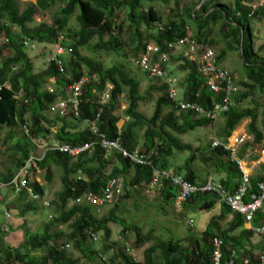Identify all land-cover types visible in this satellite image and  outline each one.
Listing matches in <instances>:
<instances>
[{
	"label": "trees",
	"instance_id": "1",
	"mask_svg": "<svg viewBox=\"0 0 264 264\" xmlns=\"http://www.w3.org/2000/svg\"><path fill=\"white\" fill-rule=\"evenodd\" d=\"M146 1L38 0L36 4H27L26 8L21 10V0H0V38L5 36L9 40V44L0 48V128L6 127L13 132L14 128L22 129L24 124L29 123L30 130L29 136L23 133V138L14 146L15 151L21 156L10 175L1 174L2 182L10 185L14 181L19 170L36 151L34 142L49 141L54 136L56 143L60 145L79 147L94 143L91 150L76 160L60 151H48L44 159L38 163L37 169L45 174V181L48 184L52 181L53 164L62 171V191L52 201L58 217L51 226H66L69 232L57 228L56 233H50L49 229H46L44 233L32 234L25 230L23 245L13 248L6 244L7 235H11L10 230H0V264H82L81 258L73 253L75 251L90 264H104L103 258L107 259L106 262L109 264H215L213 241L216 238L224 242L223 262L227 263L235 251L237 257L234 264H244L245 260H249L250 264H259L258 258L263 254L264 248H258L261 251L257 255L253 253L254 246L250 241L255 236L250 231L242 229L245 221L241 216L234 217L223 228L226 216L231 211L213 193L195 195L184 207V211L198 205L203 209L212 210L218 203L221 204L220 214L211 219L201 236L191 233L184 239L159 240L154 237L153 231L145 234L140 226L130 224L117 216V208L129 199L134 186H142L149 181L150 170L134 165L119 154L107 156L98 145L97 136L86 126L85 122L95 121L100 112L101 105L94 91L101 93L106 84H111L114 90L110 102L102 105L100 122L97 126L99 132L108 139L118 138L121 131L123 147L128 152L132 153L141 148L139 151L143 153H153V164L156 167L175 168L193 184L199 183L198 173L192 166L199 159L209 168L211 166L215 168L217 173L226 175L221 183L230 191L234 190L230 186L234 187L235 180L240 182L241 173L231 162L230 154L223 148L212 149L210 143L207 152L202 148L196 150L193 145L182 142L177 136L186 135L198 128H208L213 126V122L199 119L192 113L179 115L175 110V102L169 95L170 84L149 78L147 73L134 63L145 73L148 80L155 81V84L143 93L140 81L127 71L124 65L105 68L96 60L82 56L81 52L89 48L94 40L97 41L96 46L88 49L92 55L105 52L122 57L124 49L120 35L128 26L134 33L136 44L134 55L137 61L145 54L149 45L158 47L161 55H170L169 69L172 59L183 60L185 64L182 69L189 72L183 85L185 91L180 87L184 92V99L190 103H199L206 108H212L215 107L213 106L215 102H220V98L207 88L205 77L200 73L198 65L189 61L184 53H171L169 46L190 35V21L191 28H195L193 38L203 46L210 47L208 41L214 34V29H219L225 49L218 59L221 61L229 51L237 52L244 63L248 81L240 84L247 93L242 95L236 93L237 96L232 99L234 103L232 109L223 115L226 123L221 137L226 141L243 122L250 121L249 132L254 138V145L258 146L263 139L262 133L257 128L259 117L257 108H245L242 102L254 92L264 96V56L261 54L264 47L259 49L262 50L261 52L255 50L251 28L252 23H264V8L253 12L252 0H236L232 6L224 4L223 0H199V3L190 6L188 11L177 15L176 19L169 18L167 25H164L162 17L154 7L148 8L147 11L142 10ZM157 1L167 4L171 0ZM201 2H204L201 11H196ZM57 3L64 5L53 18L52 27L43 23L36 29L29 28L34 22L37 10L45 11ZM124 11L128 13L127 22L118 26L116 19ZM75 15L79 32L75 34V41L68 43L65 31L69 20ZM160 27L164 28L165 32H159ZM142 28H145L144 33ZM15 29H18L19 33H16ZM60 35L65 38L62 42L65 51L73 53L65 62L64 73L62 74L54 65L48 67V61L45 63L48 67L47 72L35 73L34 62L27 55L29 51L25 50L24 41L29 40L36 45V50L32 52L34 54L42 48L49 49L50 52V49L59 43ZM85 71H88L91 78L83 91L80 116L54 115L51 105L61 94L65 95L66 91L59 89L50 92L45 85L49 80L56 79L58 86L66 88L72 82L81 80L85 76ZM171 73L174 75L173 71ZM232 75L235 84V76ZM94 77L97 78L96 81L93 80ZM21 91L25 92L28 103L15 98V94ZM152 94H158V97L153 116L147 117L140 112V109L142 105L152 101ZM123 95L127 97L129 106L127 110L121 111L120 100ZM119 111L124 113L126 119L121 129L118 126L121 120ZM82 124H85L84 129H80ZM58 126L60 130L54 134L52 130ZM12 138L9 135L7 142ZM247 147L248 145L244 149ZM186 152L192 153L190 160L184 166L174 167L173 158L178 159L179 154ZM80 172L88 181L78 180ZM114 177H120L125 181V195L113 203L115 208L108 214L100 216L104 207L96 208L87 203L69 206V203L73 204L84 194L98 193L107 181ZM261 181H264V176L253 177L252 189H255L257 183ZM32 186L35 194L44 196V187L39 183H34ZM176 194L177 188L165 183L160 195V204L174 207ZM17 195L15 212H18L22 218H25L29 212H36L39 209L36 201L28 199L26 191ZM262 221L264 214L259 212L255 223L259 224ZM110 225L122 227L120 238L125 240L129 247L119 240L125 250H119L108 258L105 256L106 251L112 249L107 244L112 237ZM22 230L24 231V227ZM239 230L240 234L235 235ZM99 233L103 234L106 251H94L95 249L89 247L90 244L93 246L95 243L92 235L97 236ZM127 233L133 235V241L131 238L128 239ZM256 239L259 241L258 238ZM70 244H73L72 252L67 249L70 248ZM146 245L150 246L144 250L143 262L136 261L126 252L130 251L132 246L141 249ZM38 252L44 253L38 254Z\"/></svg>",
	"mask_w": 264,
	"mask_h": 264
},
{
	"label": "rangeland",
	"instance_id": "2",
	"mask_svg": "<svg viewBox=\"0 0 264 264\" xmlns=\"http://www.w3.org/2000/svg\"><path fill=\"white\" fill-rule=\"evenodd\" d=\"M38 0H21V10H24L26 8L27 4H36ZM236 0H223L224 4H227L229 6H232L235 3ZM199 3V0H171L169 3L164 4L162 2H159L157 0L149 1L147 0L144 3V6L142 10L147 11L148 8L154 7L160 14V16L163 19L164 25H167V21L169 18L176 19L177 15L179 16L182 13H185L189 10V7ZM204 3V2H203ZM203 3L199 4V7L197 10H200ZM253 3V1H252ZM64 3H57L55 6L48 8L45 11L37 10V13L34 18V22L32 25L29 26L30 29H36L40 25H47L48 27L53 26V18L58 13L61 6H63ZM201 11V10H200ZM78 14V13H77ZM76 14V15H77ZM127 12L124 11L120 14L119 18L116 19V25L120 26L122 23L127 22ZM76 15L69 20L67 29L65 31L66 37L68 38L67 42L72 43L75 41V34L79 32V26L76 20ZM189 20V16H187ZM191 21H190V32L189 34L195 33V28H191ZM252 30L254 34V48L255 50H259L262 47H264V23H252ZM145 28H142V33H144ZM16 33H19L18 29H15ZM165 32V30H164ZM120 40L124 49V53L121 54L122 57L114 55V54H107L105 52H100L98 54L92 55L90 53V50L94 46H96L97 41L94 40L90 45L89 48L81 52V55L86 58H92L96 60L97 62L104 65V67H111L115 65H124L126 70L129 71L133 76H135L140 83L142 84V92L145 93L147 89L155 84L154 82H151L147 79L144 72L139 70L134 63H136V56L134 55L136 51V44L134 43V33L132 30H129L128 26H126L125 32L120 35ZM178 44V43H177ZM208 45L214 49L216 54L221 57L222 51L225 49V44L223 43L221 39V33L219 32V29H214V34L212 35L211 39L208 41ZM184 47H177L175 46L172 50H180ZM52 48L50 49H39L37 51L36 57L33 58L34 53L27 52V55L30 57V59L34 62L35 65H37L35 72L41 73L42 71L47 72L48 68L45 64L48 59L49 55L51 53ZM262 50H259L258 52H261ZM262 56H264V51L261 52ZM69 60V56L66 59V61ZM222 65L227 67L229 70H231L235 76V84H237V95L247 93L246 89L242 88L240 84L242 82H248L246 79V70L244 68V63L239 56L237 52H227V54L224 56V58L220 61ZM39 64V65H38ZM185 64V62L180 59H172L170 64V69L173 71L175 77H177L181 81L180 87L184 89V83L189 75V72H186L184 69H182V66ZM85 75L90 80V75L88 71H85ZM94 81L97 80V78H93ZM249 91V90H248ZM236 95V96H237ZM152 101L150 103L144 104L141 106L140 112L143 115H146L147 117H152L154 114V107L155 102L157 100L158 94H152ZM179 100L184 99V92L180 89L179 92ZM243 106L245 108L253 109L257 108L258 110V123L264 125V96L261 93L254 92L249 98L245 99L242 102ZM169 111V110H168ZM119 115L121 116V120L118 123L119 128H122L124 125L126 119L124 117V113L119 111ZM225 117H220L219 120H217L215 123H213V126H210L208 128H198L197 130L191 131L190 133L186 135H177L181 138L182 142L186 144H191L193 147L197 150L199 148H202L207 152L209 150V144L212 140L218 139L224 141L225 139L221 137L222 131L225 128ZM250 121L243 122L237 129L246 128L249 126ZM85 124L80 126V129H84ZM235 131V132H236ZM234 132V133H235ZM23 131L21 128H15L13 131V139H10L7 142V139L10 135L8 128H0V174L4 175H10L11 171L15 169L16 162L21 156L20 154L15 151L14 146L18 143L19 140L23 138ZM239 134V133H238ZM237 134V135H238ZM233 135V134H232ZM234 136V139L236 136ZM231 138V137H230ZM229 138V140H230ZM142 143V141L140 142ZM141 146V145H140ZM141 150V148L139 149ZM192 157V153L186 152L183 154L178 155V159H173L172 164L174 167L185 165L188 160ZM193 169L198 173V176L200 178L201 182H204V180H207L209 178L219 180L221 181V176L223 173H217L215 168L211 166H206L203 164V161L200 159L195 161V163L192 165ZM52 181L48 183L44 182L47 192L49 191L51 195H53L54 200L57 198V195L62 190V183H61V176L62 171L56 167L53 164L52 167ZM177 172V171H175ZM178 173V172H177ZM179 174V173H178ZM184 175V174H180ZM37 176V175H36ZM42 180L45 181V174L41 173ZM219 176V177H218ZM223 180V179H222ZM125 182V181H124ZM12 188H8V194L4 200V203L6 205H3L0 203V230H8V227H10L9 223L13 221L12 225L13 227H17L16 229H20L24 226V231L21 233L19 238H16V241L13 245H10L12 238L15 240V235L10 236L7 235L8 238L6 240V244L9 246H13V248H18L23 245L24 242V232L25 230L30 231L33 234H41L46 231V229H49L50 233H56L57 228H60V230H63L64 232H69L68 227H56L51 226L52 222L58 217V214L55 210V207L51 204L46 208L43 209L40 208L39 203L37 204L39 209L37 214H32V212H29L25 216V218H22L18 212H15V201L16 198H13V194L10 192ZM49 189V190H48ZM5 190V189H3ZM1 190V191H3ZM0 191V192H1ZM7 193L6 191H3L1 195L5 196ZM47 200L48 195H47ZM69 206H73V204L69 203ZM115 208V206L109 205L104 207V209L101 211V215L108 214V212ZM215 209V208H214ZM213 210V209H212ZM210 210L203 209L201 205H198L194 208H189L188 210L183 209V212L176 209V207H171L169 205H161L160 204V198L150 199L148 198L143 191L141 190H133V193L130 195L129 199H127L123 204L120 205L119 208H117V216L121 219H124L130 224H135L140 226L143 229V232L145 234H148L150 231H153V235L155 238L159 240H178V239H184L187 238L191 233L197 236H201L203 231L207 229L208 223L213 218L214 212L211 211L209 214V217L205 218L203 215H206L207 212ZM10 216V217H8ZM207 219V221H205ZM193 220L194 226H191L189 222ZM224 224V223H223ZM22 226V227H21ZM7 228V229H6ZM110 229H112V237L111 240L107 243L108 246L112 247L109 251H106L105 244L103 241V234L99 233L97 235L98 240L95 241L94 245L92 246L90 244V249H95L94 251H106L105 256L108 258L112 257L115 253H117L119 250H125L119 242V237L122 235V227L110 225ZM128 234V233H127ZM13 235V234H11ZM10 236V237H9ZM128 239L131 238L133 241V235L130 233L127 235ZM256 237H253V239ZM252 241V240H251ZM251 245H253V242H251ZM73 244H70V248H67L70 252H72ZM9 246V247H10ZM150 245H146L145 247L141 249H135L132 246V249L130 251H126L131 257H133L136 261L143 262L144 259V250L145 248L149 247ZM254 246V245H253ZM252 251L255 255L259 254L258 248L254 246L252 248ZM42 254L44 252H38V254ZM76 257L81 258L82 264H90L87 259L83 258V256L75 251L73 252ZM1 259V255H0Z\"/></svg>",
	"mask_w": 264,
	"mask_h": 264
},
{
	"label": "built area",
	"instance_id": "3",
	"mask_svg": "<svg viewBox=\"0 0 264 264\" xmlns=\"http://www.w3.org/2000/svg\"><path fill=\"white\" fill-rule=\"evenodd\" d=\"M251 10L264 8V0H252ZM159 32H164V28L160 27ZM65 40L64 36L60 35L59 43L51 50L50 59L47 64L48 67L54 65L62 74L64 73V65L69 53L65 51L62 46V42ZM178 43V44H177ZM9 44V40L3 36L0 38V48ZM25 50L34 52L36 45L31 41L26 40L23 43ZM184 47V54L186 58L196 63L199 67L200 73L205 77L206 85L209 90L218 95L220 102H215L212 108H206L199 103H190L186 100H179L180 92V80L175 77L169 69L170 55L160 53L158 47L149 45L146 52L139 61L136 60V64L147 73L151 79H159L161 82L170 84V98L176 103L175 110L180 115L181 113H192L199 117V119H208L215 123L223 115L230 112L234 103L232 99L237 93V89L234 84L233 72L227 67L222 65L218 59V55L211 47L203 46L197 42L193 36H188L186 39L177 41L169 46V50L173 54H177L179 50H172L174 47ZM50 65V66H49ZM90 80L85 75L81 80L72 82L65 88L66 96L51 105L52 112H55L57 116L75 117L80 116V107L82 104L83 91ZM48 91L54 92L52 87H46ZM114 87L111 84H106L104 90L101 93H94L97 95V100L100 106V112L96 116L95 121H86L85 124L89 131L97 136V143L100 148L105 152L107 156H113L116 154L122 155L123 158L128 159L134 165L144 167L150 170V179L146 184L142 186H134L135 190H141L150 199L160 198L161 192H163L164 184L170 183L177 188V194L174 198V206L176 209L182 211L185 205L192 200L195 195L213 193L218 196L221 203L227 205L230 209V214L233 217L241 216L244 218L245 224L250 226L249 231L254 234L258 239H262L264 242V221L259 224L255 223V219L259 212L264 214V181L258 182L255 189L251 187L252 175L248 172L244 161L240 157V149L248 142L252 141L251 137H239L233 142H224L218 139L212 141V149L223 148L224 151L230 154L231 161L238 167L241 173V179L239 185L230 191L221 183V181L215 179H209L205 182H199L197 184L190 183L184 175H180L177 172L169 169H160L155 166L153 153H143L139 150L135 152H128L123 147L121 139V131L116 139L110 140L106 135L99 132L97 123L100 122V115L102 112V105L108 104L112 99ZM15 98L19 101L28 103V98L24 91L17 92ZM120 110H127L129 103L125 95L121 97ZM121 129V128H120ZM23 132L29 136V123L23 125ZM48 140H40L35 142L36 146L39 145L43 150L41 155H31L26 161L24 166L20 169L18 175L14 178V181L10 185H6L1 180L0 174V191L8 186H12L15 189L16 194H20L22 191H26L27 195L33 200H40L43 196L35 194L31 178L34 171L38 167V163L41 162L48 151H60L62 153L72 156L73 159H78L79 156L85 152L91 150L93 144H87L79 147H72L69 145H60L56 143L54 146L48 144ZM254 166V164H253ZM78 180L88 181L86 177L80 172ZM125 195L124 181L120 177L110 178L106 185L103 186L98 193L84 194L80 199L75 200L73 205H82L87 203L92 207L102 208L107 205L113 204ZM48 206V205H47ZM10 217V216H8ZM191 226H194V221L189 222ZM93 241H97V236L92 235ZM120 241L125 240L119 237ZM126 247L129 244L125 242ZM224 246L223 240L216 238L213 241L214 251V263L215 264H234L237 254L233 251L230 260L223 262L222 248ZM259 259V264H264V252ZM104 264H109L107 259L103 258ZM244 264H250L249 260H245Z\"/></svg>",
	"mask_w": 264,
	"mask_h": 264
},
{
	"label": "crops",
	"instance_id": "4",
	"mask_svg": "<svg viewBox=\"0 0 264 264\" xmlns=\"http://www.w3.org/2000/svg\"><path fill=\"white\" fill-rule=\"evenodd\" d=\"M201 3H203V2H201ZM200 3V4H201ZM197 9H198V7H197ZM196 9V11H198ZM251 28H252V26H251ZM253 29V28H252ZM253 31V30H252ZM193 35V34H192ZM191 34L189 35V36H192ZM253 38H254V34H253ZM185 51L184 50H179V52L178 53H184ZM38 54V53H37ZM37 54H34V56H33V58L34 57H36V55ZM39 65V64H38ZM36 67H37V65H35L34 64V68L36 69ZM48 68V67H47ZM43 72V71H42ZM35 73H37V72H35ZM38 74V73H37ZM46 87H52L54 90H59V89H61L62 91H65V88H62V87H60V86H58V84H57V80L55 79H51V80H49V82H48V84H46L45 85ZM60 90V91H61ZM66 95H60L59 97H58V99L55 101V103H58V101L59 100H61L62 98H64ZM183 100V99H182ZM175 105H176V103H175ZM53 114L54 115H56L57 116V114L55 113V112H53ZM84 125V124H83ZM257 128H258V131L259 132H261L262 133V135H263V139H262V142H261V144H259L258 146H255L254 145V138L250 135V132H249V126H247L246 128H241V129H239V130H237L235 133H233V135H231V138H230V140L228 139V141L231 143V142H233V138H234V136L235 135H237L238 133V135L236 136V138L234 139V141L237 139V138H239V137H243V136H246V137H251L252 138V141H250V142H248L247 144H245L243 147H241V149H240V157L242 158V160L244 161V164L246 165V168H247V170H248V172L252 175V178L253 177H256V176H264V125H263V123L262 124H259L258 122H257ZM9 129V128H8ZM15 129V128H14ZM60 130V126H58L57 128H53V130H52V132L54 133V134H56L58 131ZM14 131V130H13ZM9 132H10V135L12 136V131L9 129ZM13 137V136H12ZM53 138L50 140L49 139V145H51V146H54L55 144H56V141L57 140H55V137L54 136H52ZM13 139V138H12ZM246 145H248V147L246 148V149H244V147L246 146ZM43 150L44 149H42L39 145H37L36 146V151L35 152H33V154L32 155H36V154H38V155H41L42 154V152H43ZM174 159V158H173ZM253 164H254V166H253ZM169 170H173V171H176L175 170V168H171V169H169ZM20 171V170H19ZM19 173V172H18ZM18 173H17V175H18ZM41 173H43L42 172V170H39V169H36L35 171H34V173H33V175H32V178H31V182H32V184H34V183H39L42 187H45V184H44V182H46V181H43L42 180V176H41ZM220 174V173H219ZM16 175V176H17ZM37 175V176H36ZM199 177V176H198ZM219 177V176H218ZM224 178H226V175L225 174H222V176H221V180L222 179H224ZM209 179H212V178H209ZM209 179H207V180H209ZM199 180V182H201L200 181V178L198 179ZM207 180H204V182L205 181H207ZM47 183V182H46ZM238 183H239V180H235V183L233 184L234 185V187H232V186H230V188L231 189H235L236 188V186L238 185ZM124 184H125V182H124ZM9 188H12V187H9ZM13 189V188H12ZM11 189V190H12ZM7 190V193H6V195L5 196H3V195H1L0 196V203H2L3 205H6L5 203H4V200H5V198H6V196H7V194H8V188H5V190H3V191H6ZM49 190V189H48ZM3 191H1L0 192V194H2L3 193ZM62 191V190H61ZM11 194H13V198H17V194L15 193V191H14V189L10 192ZM47 195H48V200L46 199L47 198ZM28 196V195H27ZM28 199L29 200H31V201H36L37 202V204L39 203V206H40V208H44V207H48L49 206V204L51 203V201H54V198H53V195H51L50 194V192L48 191L47 192V190H46V188H45V193H44V196H43V198L42 199H40V200H33L32 198H30L29 196H28ZM48 205V206H47ZM38 206V205H37ZM211 211H215L214 212V215L215 216H217V215H219L220 214V211H221V204L220 203H218L217 205H216V208L215 209H213V210H210L209 212H207V214L206 215H203L205 218L207 217V219H208V217H209V214H210V212ZM37 212H38V210L36 211V212H32V214H37ZM182 212H183V210H182ZM26 219V218H25ZM207 219L205 220V221H207ZM212 219V218H211ZM234 219V217L231 215V214H229V215H227L226 216V219H225V222H224V224H223V228H225L226 226H227V224L230 222V221H232ZM211 221V220H210ZM209 221V222H210ZM12 223H13V221L12 222H10L9 223V225H10V227H8V230H10V233L11 234H13V235H10V236H16L15 237V240L12 238V240H11V243H10V245H13L14 244V242L16 241V238H19V236L21 235V233L23 232V230H22V228L24 227H22V228H18V229H16L15 227H13V225H12ZM209 224V223H208ZM243 230H246V231H249V229H250V226L248 225V224H245L244 225V227L242 228ZM7 230V231H8ZM205 231V230H204ZM203 231V232H204ZM33 234V233H32ZM238 234H240V230L239 231H237L236 233H235V235H238ZM23 235V234H22ZM21 235V236H22ZM9 236V237H10ZM259 241H261V242H259ZM259 241L256 239V238H254V239H252V242H253V245L254 246H257V248H261V247H263L264 248V242H263V240L262 239H259ZM9 245V246H10ZM11 247V246H10ZM13 247V246H12Z\"/></svg>",
	"mask_w": 264,
	"mask_h": 264
},
{
	"label": "clouds",
	"instance_id": "5",
	"mask_svg": "<svg viewBox=\"0 0 264 264\" xmlns=\"http://www.w3.org/2000/svg\"><path fill=\"white\" fill-rule=\"evenodd\" d=\"M180 85H181V82H180ZM183 100H185V99H183ZM213 141V140H212ZM212 141H211V147H212ZM222 141V140H221ZM228 141V139L226 140V141H224V142H227ZM34 144H35V142H34ZM35 146H36V144H35ZM232 162V161H231ZM233 163V162H232ZM219 181V180H218ZM240 183V182H239ZM239 183H238V185H239ZM237 185V186H238ZM236 186V187H237ZM9 187H12V186H8V187H6V188H9ZM13 188V187H12ZM14 189V188H13ZM14 191H15V189H14Z\"/></svg>",
	"mask_w": 264,
	"mask_h": 264
}]
</instances>
